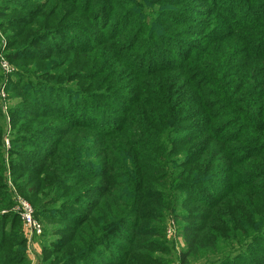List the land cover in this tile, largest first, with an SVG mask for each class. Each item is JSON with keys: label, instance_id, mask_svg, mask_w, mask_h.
I'll return each mask as SVG.
<instances>
[{"label": "trees", "instance_id": "16d2710c", "mask_svg": "<svg viewBox=\"0 0 264 264\" xmlns=\"http://www.w3.org/2000/svg\"><path fill=\"white\" fill-rule=\"evenodd\" d=\"M13 12L23 14L12 20ZM0 26L13 30L3 55L36 91L61 90L60 78L89 84L76 90L87 101L68 100L67 112L23 90L40 114H28L12 137L31 144L28 158L40 164L13 165L27 199L66 197L78 208L84 192H95L60 231L57 259L89 254L128 223L129 245L116 264L149 260V241L178 218L181 264L256 256L264 264V0H23L0 8ZM60 33L68 38L35 52ZM59 120L66 125H49ZM6 128L0 101V177ZM46 132L55 133L49 150L34 142ZM78 169L89 174L68 180ZM211 183L224 190L216 194ZM14 231L0 238V264L23 262L9 256Z\"/></svg>", "mask_w": 264, "mask_h": 264}, {"label": "rangeland", "instance_id": "374dc122", "mask_svg": "<svg viewBox=\"0 0 264 264\" xmlns=\"http://www.w3.org/2000/svg\"><path fill=\"white\" fill-rule=\"evenodd\" d=\"M22 1L23 0H0V8H9L11 10L17 6L20 8ZM20 14H23V12L11 13V19H18ZM12 34V29L0 26V101L2 112L4 113L7 123V133L4 139V154L7 166L6 172L2 173L0 177V197H2L3 201V206L0 207V238L4 234H7L8 229L14 227L15 231L13 234L9 236L7 235V243L14 246L12 249L13 251L9 256L13 257L15 261L23 259L21 264H116L121 260V257L124 256V248L129 245L128 239L131 237L132 231L128 223H124L121 227L115 229L111 238L106 239L105 245H100L99 248L91 250L89 254L79 257L78 259L72 261L60 260L53 254V250H55L53 248L56 246L59 248L61 246V241H59L61 235L60 231L66 224L71 223L74 215L82 214L78 208L89 206L91 204L95 197L94 191L84 192L80 198L81 201L77 203L78 208H72L65 203L66 197H62L57 201H50L48 205H43L38 203V198L27 199L23 195L25 192L23 190L21 191L19 188L18 180L21 178L16 177L22 176L20 174L23 173H20L13 165L16 162L21 161L23 166L27 164L35 169L40 166L39 162L31 161V159L28 158V156L34 152L33 150H35L31 144L25 145L22 143H12V137L16 133V128H21L25 122L32 120L31 117L27 115L38 114L39 117L40 114L38 111L31 109L32 102H28L27 97L21 94L23 90L24 93L27 91L30 95L34 94L33 98H35L36 101L40 98V94L38 95L37 93H43L44 97L48 98L45 100L46 105L43 106H48L53 112H57V110L59 111L60 109L61 111L67 112L69 106H66V102L68 100H70L74 106L76 103L80 105L82 102L87 101L83 98L84 96L79 95L76 90L83 88L88 89L87 86L89 84H85L86 82L84 81L80 83L78 79H73V81L69 82L68 80L65 81V79L60 78L61 84H64L61 90H54L50 87L38 88L36 91L33 86L30 87V82L25 80L26 74H23L14 63L11 64L3 55V52L5 53L4 49L7 50L11 44L13 38ZM66 37L65 34L61 33L48 36L45 39L46 43H43L42 41V43L35 44L33 49L37 53H43L48 50L49 46L52 45L56 38L61 39ZM69 42V44H71L72 41ZM75 45L79 44L76 43ZM20 78H24L22 83H20ZM45 79H50V77H45ZM25 94L27 95V93ZM110 94L112 97L116 96L112 92H110ZM74 109H76V107ZM44 122H49V120ZM49 125H53L54 128H57L65 126L66 123H62L59 120ZM31 131V128L25 129L23 130V134L25 133L29 135ZM54 134L55 133L53 132H46L43 138L34 139V142H37L40 146H42V144L48 146L47 148L49 150L52 148L53 143L47 136H53ZM9 149L12 151L15 150L16 153L11 154V151H8ZM36 152L40 153V150H36ZM77 172L81 173L68 174V180L78 178V174H89V172L83 169H78ZM26 176L28 179L34 178V175L30 173ZM95 180L96 179L88 180L85 183L88 190H90L91 185L98 182ZM196 188L200 187L197 186ZM210 188L216 194L224 190L220 184L215 183H211ZM209 194L210 193L208 192L207 195L209 196ZM21 202H26L31 206L34 212V219L39 222L42 227V232L40 234H30L26 228L25 221L22 218ZM5 203L8 205L5 206ZM63 219L65 221H62ZM12 221L13 223L11 224ZM183 225V221L178 218L168 219L162 228L160 236L154 237L152 241H149L148 243V246L151 248V250H149L151 253L148 255L150 259L146 260L132 256L129 263L181 264L180 255L186 250ZM21 241L24 244L23 247L20 246ZM224 248L226 247H221L219 251ZM260 262H263V260L256 256L241 261L240 258H233L229 262L218 264H260ZM189 264L201 263L197 260L191 259Z\"/></svg>", "mask_w": 264, "mask_h": 264}, {"label": "built area", "instance_id": "2783aa9c", "mask_svg": "<svg viewBox=\"0 0 264 264\" xmlns=\"http://www.w3.org/2000/svg\"><path fill=\"white\" fill-rule=\"evenodd\" d=\"M21 206H22V218L25 221V225L29 233L40 234L42 232V227L40 223L34 219V212L31 206L26 202H21Z\"/></svg>", "mask_w": 264, "mask_h": 264}]
</instances>
